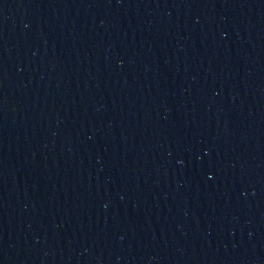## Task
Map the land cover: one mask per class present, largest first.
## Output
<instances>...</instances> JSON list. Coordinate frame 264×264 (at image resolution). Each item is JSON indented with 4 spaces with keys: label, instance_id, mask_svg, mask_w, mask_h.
Returning a JSON list of instances; mask_svg holds the SVG:
<instances>
[{
    "label": "water",
    "instance_id": "obj_1",
    "mask_svg": "<svg viewBox=\"0 0 264 264\" xmlns=\"http://www.w3.org/2000/svg\"><path fill=\"white\" fill-rule=\"evenodd\" d=\"M0 264H264V0H0Z\"/></svg>",
    "mask_w": 264,
    "mask_h": 264
}]
</instances>
